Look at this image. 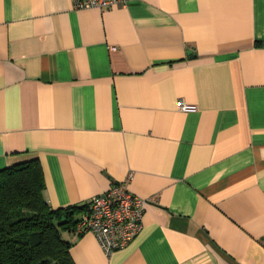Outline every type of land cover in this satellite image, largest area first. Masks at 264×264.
Listing matches in <instances>:
<instances>
[{
  "label": "crops",
  "instance_id": "crops-1",
  "mask_svg": "<svg viewBox=\"0 0 264 264\" xmlns=\"http://www.w3.org/2000/svg\"><path fill=\"white\" fill-rule=\"evenodd\" d=\"M31 159L51 209L147 201L109 256L64 233L75 264H264V0H0V170Z\"/></svg>",
  "mask_w": 264,
  "mask_h": 264
},
{
  "label": "trees",
  "instance_id": "trees-1",
  "mask_svg": "<svg viewBox=\"0 0 264 264\" xmlns=\"http://www.w3.org/2000/svg\"><path fill=\"white\" fill-rule=\"evenodd\" d=\"M38 159L0 170V264H75L71 242L84 206L51 209Z\"/></svg>",
  "mask_w": 264,
  "mask_h": 264
},
{
  "label": "built area",
  "instance_id": "built-area-1",
  "mask_svg": "<svg viewBox=\"0 0 264 264\" xmlns=\"http://www.w3.org/2000/svg\"><path fill=\"white\" fill-rule=\"evenodd\" d=\"M139 0H71L74 10L99 9L113 6L126 7ZM180 111H190L192 106L178 102ZM131 174L88 201L76 226V233L90 232L94 235L101 251L109 256L120 250L139 233L142 215L147 201L134 196L128 190Z\"/></svg>",
  "mask_w": 264,
  "mask_h": 264
}]
</instances>
